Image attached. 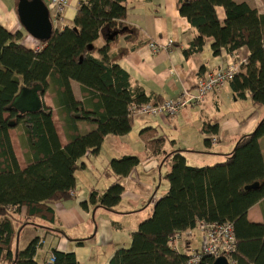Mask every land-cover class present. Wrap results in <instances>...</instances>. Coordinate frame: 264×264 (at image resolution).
I'll return each mask as SVG.
<instances>
[{"label": "trees", "instance_id": "16d2710c", "mask_svg": "<svg viewBox=\"0 0 264 264\" xmlns=\"http://www.w3.org/2000/svg\"><path fill=\"white\" fill-rule=\"evenodd\" d=\"M128 1L82 2L73 27L54 30L37 52L23 44V33H10L0 24V264H38L39 238L25 250H20L17 242L28 226L65 235L54 228V207L73 197L80 161L87 154L98 155L108 135L129 134L134 122L130 105L151 101L144 92L131 90L129 75L118 64L127 51L110 55L111 44L119 35L132 38L126 23ZM218 7L225 10L224 24L219 21ZM178 9L198 32L184 52L186 57L200 53L210 38L216 56L242 48L250 52L247 64L229 84L236 98L245 99L249 94L256 106L264 108V15L249 3L235 0H178ZM105 31L110 33L108 40L98 47ZM114 33L117 36L111 40ZM73 82L81 85L83 101L76 99ZM37 84L51 93L62 116L66 146L60 141L53 109L45 103L42 111L22 117L10 109L22 87ZM80 124L93 128L83 132ZM19 127L25 168L20 166L11 136V130ZM203 132L216 135L219 125L206 123ZM211 141L206 139V145ZM184 151L168 155L167 194L132 234L131 246L119 249L110 264H187L191 256L181 252L180 246L174 249L172 241L179 236L181 244L184 233L202 221L233 224L234 264H264V223L248 219L249 210L264 202V118L252 133L237 141L224 163L193 167ZM139 163L136 156L113 160L110 167L118 181L103 193L93 190L83 206L115 211L124 193L119 181ZM256 183L258 188L246 189ZM185 246L189 248V241ZM52 253L53 264H79L73 253ZM213 263L209 257L200 262Z\"/></svg>", "mask_w": 264, "mask_h": 264}, {"label": "crops", "instance_id": "0c3cea01", "mask_svg": "<svg viewBox=\"0 0 264 264\" xmlns=\"http://www.w3.org/2000/svg\"><path fill=\"white\" fill-rule=\"evenodd\" d=\"M43 1L50 9L54 30L61 32L73 27L80 4L87 0H68L61 19H58L56 11L51 8V0ZM235 1L247 2L264 15V0ZM18 4L19 0H0V24L10 33H23V44L36 50L37 47H42V43L29 35L22 26L17 11ZM127 6L126 23L131 28L132 38L129 39L125 34L115 37L110 55L117 56L127 51L118 64L129 75L131 90L144 92L151 99L150 102L176 99L185 91L195 94L197 85L206 72L226 69L233 61L242 69L241 61L250 56L246 48L237 49L232 54L223 51L216 56L212 49L214 40L210 38L206 40L200 53L186 57L184 52L198 36V32L181 16L178 0H129ZM217 15L220 23L224 24L226 13L223 7L217 8ZM109 34L107 31L101 34L97 41L98 47L106 44ZM170 41L173 42L170 50L154 54L149 48L151 42L163 45ZM72 89L76 99L83 101L81 85L73 82ZM43 103L53 109V121L60 141L66 146L68 138L63 119L49 91L44 94ZM243 107L245 110H242ZM263 118V107L256 106L249 94L245 99L236 98L228 84L208 95L203 104L186 107L174 118L141 117L138 122L134 120L129 134L108 135L98 156L107 143L110 156L102 161L91 159L93 156L97 157L92 154L82 158L80 169L76 172L73 197L54 207L57 218L54 228L62 230L65 235L35 226H28L22 233L23 235L29 231L27 244L39 238L41 245L36 256L38 264L48 263L54 250L75 254L79 264H110L119 249L131 245L132 234L139 224L151 217L154 204L167 194V175L171 171V160L167 158L169 154L185 150L183 154L187 163L193 167L224 163L237 141L252 133ZM206 123L218 124V134H205L203 128ZM80 127L83 132L93 128L85 124H80ZM189 131L195 134L194 138H188ZM206 139L212 140L209 146L206 145ZM12 141L20 166L25 168L27 160L23 145L20 142L21 153L23 152L21 158L13 136ZM126 156H136L140 163L128 177L119 181L124 187L120 205L113 212L103 208L94 209L90 205L85 208L83 204L88 202L93 190L103 193L118 181L110 163ZM190 156L197 163L190 164ZM248 219L252 223H264V202L249 210ZM80 241H83L82 244ZM187 241L189 240L186 243Z\"/></svg>", "mask_w": 264, "mask_h": 264}, {"label": "built area", "instance_id": "2783aa9c", "mask_svg": "<svg viewBox=\"0 0 264 264\" xmlns=\"http://www.w3.org/2000/svg\"><path fill=\"white\" fill-rule=\"evenodd\" d=\"M68 6V0H51V8L57 13L58 19H61ZM173 42L166 44H157L151 42L149 48L152 52L159 53L162 50H170ZM42 47H37V51H41ZM247 60L241 61V65L245 66ZM240 71V67L236 62H231L226 69L218 71H208L200 79L196 93L185 91L179 98L167 99L162 102H147L144 104L133 103L130 105L129 112L133 118L144 116H163L165 118L176 117L181 110L189 106H199L203 104L207 96L218 92L220 89L228 85ZM73 195V194H72ZM198 228L203 234L204 244L201 252L190 255L187 264H200L204 257H209L215 261L220 257H226L230 264L232 262V254L236 250V236L232 223H210L202 221L198 223ZM179 243V242H178ZM178 243L173 247L179 249ZM55 261L52 255L48 264Z\"/></svg>", "mask_w": 264, "mask_h": 264}, {"label": "water", "instance_id": "95a60500", "mask_svg": "<svg viewBox=\"0 0 264 264\" xmlns=\"http://www.w3.org/2000/svg\"><path fill=\"white\" fill-rule=\"evenodd\" d=\"M17 11L20 22L29 35L42 43L48 42L52 38L54 25L50 9L43 0H19ZM115 36L117 33H114L110 39L113 40ZM44 93V87L41 84L33 87H22L13 100L10 109L18 111L20 117L29 113L40 112L43 109ZM10 125L14 128L15 122ZM258 187L259 183H256L246 189ZM213 264H230V262L226 257H220Z\"/></svg>", "mask_w": 264, "mask_h": 264}, {"label": "rangeland", "instance_id": "374dc122", "mask_svg": "<svg viewBox=\"0 0 264 264\" xmlns=\"http://www.w3.org/2000/svg\"><path fill=\"white\" fill-rule=\"evenodd\" d=\"M46 98H47V101L50 102V99H49V97L47 95H46ZM242 110H245V107H243ZM144 117H147V116H144ZM139 118H141V117H137L134 120L138 122ZM21 131H22L21 127L16 128V129H12V133L11 134L13 136V139H14L15 143H16V146H17L16 149L19 151L21 158H23L22 157L23 152L21 153L22 150H21V147H20V145H21L20 144V142H21L20 141V132ZM194 136H195V134L192 131L191 132L190 131L188 132V138L189 137L190 138H194ZM130 138H133V135H130ZM110 154H111V152H110V149L108 148V143H107V146L104 147V150L102 151V153L99 156L97 155V157H94L93 156L91 159H95V160L102 161L104 158L110 156ZM195 160L196 159L194 157H192V156H190L188 158V162L190 164L197 163ZM154 207H155V204H154ZM148 218L149 217L145 218V220L148 219ZM28 232L29 231H26L22 235V237L20 238L21 239V241L19 242V248H20V250H25L26 247L29 245V244H27V238H28V234H29ZM189 233H191V235ZM183 237L184 238H183L181 244H179L181 252H184V253H186L188 255H192V254H195L197 252H201L202 251V248H203V239L204 238H203V234L201 233V231L199 230L198 227L195 228V229H193V230H190L187 234H184ZM186 240H189L190 241V248H186V246H185ZM130 246L131 245H129L126 248H129Z\"/></svg>", "mask_w": 264, "mask_h": 264}, {"label": "bare ground", "instance_id": "6f19581e", "mask_svg": "<svg viewBox=\"0 0 264 264\" xmlns=\"http://www.w3.org/2000/svg\"><path fill=\"white\" fill-rule=\"evenodd\" d=\"M41 43H42V42H41ZM71 194H73V192H72ZM179 241H180V237H179V236H176V237L174 238V240L172 241L171 246L174 247ZM178 244H179V243H178Z\"/></svg>", "mask_w": 264, "mask_h": 264}]
</instances>
